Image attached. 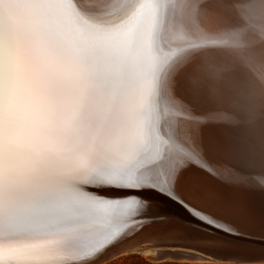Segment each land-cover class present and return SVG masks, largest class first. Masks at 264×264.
<instances>
[{"label": "snow or ice", "instance_id": "snow-or-ice-1", "mask_svg": "<svg viewBox=\"0 0 264 264\" xmlns=\"http://www.w3.org/2000/svg\"><path fill=\"white\" fill-rule=\"evenodd\" d=\"M58 6L56 0H0V208L59 207L61 215L51 225L56 235L101 227L115 211L131 209L132 235H139L168 220L143 215L147 201L138 194L151 189L178 204L206 232L238 237L233 226L237 205L227 192L249 185L226 138L234 119L235 65L225 68L192 51L182 60L158 65L134 97L84 87L50 118L45 138L13 139L26 100L22 85L30 44L43 35ZM208 43L192 49H205ZM153 55L159 57L160 50L153 47ZM77 66L87 74L91 59L85 56ZM210 129L215 135H209ZM93 185L115 187L124 195H87L85 189ZM255 190L264 192V180L255 182ZM128 238L126 230L107 231L73 264H96L108 248ZM252 264H264V258Z\"/></svg>", "mask_w": 264, "mask_h": 264}, {"label": "bare ground", "instance_id": "bare-ground-1", "mask_svg": "<svg viewBox=\"0 0 264 264\" xmlns=\"http://www.w3.org/2000/svg\"><path fill=\"white\" fill-rule=\"evenodd\" d=\"M56 2L59 6L43 26V35L30 44L27 80L22 85L26 100L13 139L45 138L50 118L84 87L108 94L123 91L134 97L158 65L182 60L197 51L204 60L239 69L231 79L230 108L234 119L226 138L233 150L232 159L247 176L249 187L228 190L227 194L250 209L251 202L264 207V192L255 190V182L264 180V0H245L242 4L236 0H76L75 5L71 0ZM203 41L209 42L205 49H192V45ZM153 47L160 50L159 57L153 55ZM85 56L91 59L87 74L77 66ZM209 135H215V130L210 129ZM85 192L107 199L124 195L105 185L90 186ZM138 195L149 203L173 202L151 189ZM188 202L201 207L195 200ZM125 213L135 215L131 209L117 210L101 227L56 235L51 225L61 215L59 207L0 208V233L5 237L0 240V260L49 264L74 258L95 245L107 231L122 230ZM145 246L147 256L156 261L160 251H189ZM189 252L204 258L194 261L216 262Z\"/></svg>", "mask_w": 264, "mask_h": 264}, {"label": "water", "instance_id": "water-1", "mask_svg": "<svg viewBox=\"0 0 264 264\" xmlns=\"http://www.w3.org/2000/svg\"><path fill=\"white\" fill-rule=\"evenodd\" d=\"M232 201L237 205L233 226L240 232L238 237L226 236L220 232L215 235L206 232L203 225L198 227V221L174 201L169 203L165 201L147 202L150 208H145L143 215H163L168 218L167 222L164 225L153 226L139 235L131 236L130 232L136 228V222L134 216L125 213V226L120 231L126 230L131 238L124 239L108 248L96 264H105L145 245L182 248L207 256L218 263L252 264L253 261L258 262L264 258V207L251 202L253 207L250 209L243 202ZM176 207L182 210L179 211ZM162 228L166 231L161 232ZM189 251H160L157 252V260L163 262L204 259ZM73 259L66 258L49 264H73ZM3 264L17 263L4 262Z\"/></svg>", "mask_w": 264, "mask_h": 264}, {"label": "rangeland", "instance_id": "rangeland-1", "mask_svg": "<svg viewBox=\"0 0 264 264\" xmlns=\"http://www.w3.org/2000/svg\"><path fill=\"white\" fill-rule=\"evenodd\" d=\"M246 25V24H245ZM149 250L146 246L135 249L132 252L121 255L120 257L107 262L105 264H227V263H218L213 261H172L166 260L163 262H158L149 258L147 256Z\"/></svg>", "mask_w": 264, "mask_h": 264}]
</instances>
